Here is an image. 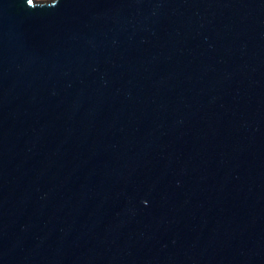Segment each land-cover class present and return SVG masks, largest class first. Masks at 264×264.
Listing matches in <instances>:
<instances>
[{
  "label": "water",
  "instance_id": "water-1",
  "mask_svg": "<svg viewBox=\"0 0 264 264\" xmlns=\"http://www.w3.org/2000/svg\"><path fill=\"white\" fill-rule=\"evenodd\" d=\"M0 264H264V0H0Z\"/></svg>",
  "mask_w": 264,
  "mask_h": 264
},
{
  "label": "bare ground",
  "instance_id": "bare-ground-1",
  "mask_svg": "<svg viewBox=\"0 0 264 264\" xmlns=\"http://www.w3.org/2000/svg\"><path fill=\"white\" fill-rule=\"evenodd\" d=\"M39 2H50V1H53V0H37Z\"/></svg>",
  "mask_w": 264,
  "mask_h": 264
}]
</instances>
